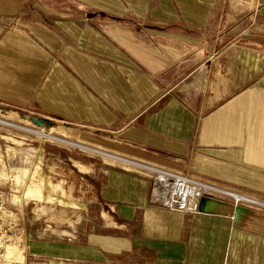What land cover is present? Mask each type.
Segmentation results:
<instances>
[{
    "label": "crops",
    "instance_id": "0c3cea01",
    "mask_svg": "<svg viewBox=\"0 0 264 264\" xmlns=\"http://www.w3.org/2000/svg\"><path fill=\"white\" fill-rule=\"evenodd\" d=\"M0 102L77 143H43L67 204L26 264H264V207L170 212L130 165L264 203V0H0Z\"/></svg>",
    "mask_w": 264,
    "mask_h": 264
},
{
    "label": "rangeland",
    "instance_id": "374dc122",
    "mask_svg": "<svg viewBox=\"0 0 264 264\" xmlns=\"http://www.w3.org/2000/svg\"><path fill=\"white\" fill-rule=\"evenodd\" d=\"M29 117H35V115L33 113L30 114L29 112L19 111L7 105H2L0 102V120L6 121L8 124L6 126L0 123V176L6 174L5 178L7 177V183L0 186L8 193L11 212L19 214L23 226L25 223L28 231L31 233L32 237H34L36 229L33 218L37 215H42V217H44V215L46 216L48 214V212L35 213V210H48L49 207L55 206L57 203L67 204L64 199V191V202H46L44 200H39L37 197H26L25 186L35 188L37 186V182L35 181H37V179L39 180L40 177L43 179L49 178L51 184H58L43 171L44 162L41 159L45 149L43 145L51 143L62 144L61 142L66 141L71 144L73 142H75L73 144L77 143L72 139L71 131L69 130V132H67V126L65 124H59L58 129H51L50 124L47 122L43 128H40L39 126L33 125ZM19 127H23V130ZM24 129L41 131L58 139L51 140L43 135L39 136L37 134H32L31 131V133H28L29 131ZM62 138L63 141L61 140ZM78 143L80 144V142ZM78 148L82 150L80 147ZM33 176L35 179H33ZM59 186L62 188V184H59ZM18 197L20 199H18ZM42 224L46 230L50 229L49 222L43 221ZM23 248L25 252V237ZM45 264H48V262H45Z\"/></svg>",
    "mask_w": 264,
    "mask_h": 264
},
{
    "label": "built area",
    "instance_id": "2783aa9c",
    "mask_svg": "<svg viewBox=\"0 0 264 264\" xmlns=\"http://www.w3.org/2000/svg\"><path fill=\"white\" fill-rule=\"evenodd\" d=\"M3 122L2 125H8L6 121ZM130 165L151 174L148 201L170 212L196 214L199 212L200 199L210 193L230 196L235 207L239 205L264 207L263 202L254 198L226 192L205 181L173 170L136 162H130ZM5 176L6 174L0 176V185L7 183ZM24 233L19 214L11 212L8 193L0 186V264H26L23 248Z\"/></svg>",
    "mask_w": 264,
    "mask_h": 264
},
{
    "label": "bare ground",
    "instance_id": "6f19581e",
    "mask_svg": "<svg viewBox=\"0 0 264 264\" xmlns=\"http://www.w3.org/2000/svg\"><path fill=\"white\" fill-rule=\"evenodd\" d=\"M0 123L4 124L3 121L0 120ZM26 131H31L32 133L34 134H37L39 136H45L47 137L48 139H51V140H57L55 137L49 135V134H45L41 131H35V130H28V129H24ZM63 141V140H62ZM86 149V148H84ZM92 150V149H91ZM125 162V161H124ZM36 169V168H35ZM37 172V171H36ZM35 172V173H36ZM33 173V172H32ZM31 173V174H32ZM34 173V174H35ZM33 175V174H32ZM31 176V175H30ZM29 176V177H30ZM36 176H37V173H36ZM39 177V176H38ZM33 179L34 176H33ZM32 179V180H33ZM48 179V180H47ZM47 179H43V178H39V180L37 179V186L35 188H30L29 186H25L26 188H24L26 191V197L27 196H31V197H37L39 200L41 201H52V202H64V199H63V189L59 186V184H51L49 181V178ZM32 182V181H31ZM24 192V190H23ZM22 192V193H23ZM28 198V197H27ZM30 198V197H29ZM18 199H20L18 197ZM33 199V198H32ZM36 199V198H35ZM31 200V199H30Z\"/></svg>",
    "mask_w": 264,
    "mask_h": 264
}]
</instances>
